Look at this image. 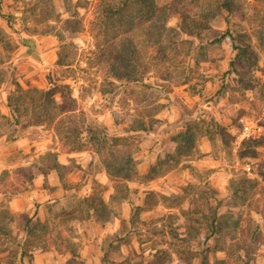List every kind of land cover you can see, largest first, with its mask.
<instances>
[{
  "label": "rangeland",
  "instance_id": "1",
  "mask_svg": "<svg viewBox=\"0 0 264 264\" xmlns=\"http://www.w3.org/2000/svg\"><path fill=\"white\" fill-rule=\"evenodd\" d=\"M236 1L233 19L250 36L258 55L257 69H248L236 61L237 73H227V62L233 55L228 41L207 45L185 34L176 37L170 34L169 60L159 68L151 67L141 81L126 83L112 79L108 69L99 67L92 54L93 40L88 33V23L95 0H0V137L7 143L26 137L24 147L0 157V171L13 168L15 162L22 166L33 165L48 149L61 151L51 125H35L24 133L20 129L22 123L14 122L6 106L13 80L25 87L51 88L56 91L58 100L62 92L65 102L77 110L84 128L103 126L109 135L127 136L137 169L147 168L149 162H155L164 151H172L173 132L189 120L197 119L216 131L212 142L199 137L190 159L165 175L143 184L129 182L125 199L111 200L108 195L113 183L109 181L104 185L109 216L106 221L99 219L102 213L85 211L82 204V198L92 191L91 173L102 169L97 153L87 157V167H81L75 159L69 161L71 169L65 172V187L54 170L47 172L52 174L43 183L44 188L50 182L59 185L48 192L53 202L47 205L44 222L48 229H62L75 237L87 264L149 261L154 248L163 247L164 241L170 240L169 228L178 232L184 230L186 223L181 210L191 208L187 199L178 206L168 208L159 204L150 211L136 212L149 190L175 196L182 194V186H194L213 205L217 203L219 216L240 224L247 215L246 202L234 193V184L241 172L259 180L257 194L261 189L264 192V43L255 37L258 19L264 17V0ZM180 21V14L176 13L170 17L169 27L178 29ZM224 26L222 22L219 28ZM63 42L75 45L70 49L76 52L72 69L56 64V53ZM243 82H248L252 88L246 89ZM129 116L148 120L152 123L151 130L128 131ZM116 119H120V123L116 124ZM243 122L248 123L252 131L249 137L241 139ZM222 127L229 133V152L218 132ZM35 174L41 172L35 169ZM35 186L32 185L31 192L37 191ZM1 200L7 205L9 197L0 195ZM33 200L37 208L36 197L33 196ZM24 215L11 216L10 238L0 235V264H7L9 250L16 248L15 242L22 238L27 220ZM250 216L263 237L250 264H264V217L254 211H250ZM90 218L94 219V224ZM191 222L197 224L195 220ZM206 234V229L201 227L194 244L198 252L202 243H206ZM207 242L211 248L212 242ZM33 252L42 250L32 251L26 260L44 264L45 255L35 259L31 257ZM206 255L210 261L223 256L221 252L213 254L211 251ZM168 264H180L175 254ZM192 264H201L200 256Z\"/></svg>",
  "mask_w": 264,
  "mask_h": 264
},
{
  "label": "trees",
  "instance_id": "2",
  "mask_svg": "<svg viewBox=\"0 0 264 264\" xmlns=\"http://www.w3.org/2000/svg\"><path fill=\"white\" fill-rule=\"evenodd\" d=\"M237 7L236 0H95L92 17L88 23V33L92 38L93 55L99 67L108 69V75L117 81L134 83L141 81L151 67H161L169 60V35L185 34L207 45L228 41L233 55L227 62V73H237L235 62L240 61L248 69H257L258 55L254 50L247 30L233 19ZM180 14L178 29L169 27V19ZM224 23L221 29L220 23ZM255 37L264 43V17L258 19ZM75 28V26H72ZM220 29V30H219ZM71 42H63L56 53V64L72 69L76 52ZM161 73H164L161 71ZM71 79V78H69ZM13 90L7 96L6 106L20 129L31 125L49 124L54 130L62 152L94 151L100 157L107 178L113 183L111 200L127 197L128 183L135 181L146 183L165 175L179 163L190 159L196 150L199 137L214 141L216 131L204 122L192 119L179 126L171 136L174 144L172 151H164L154 164L149 165L145 173H139L133 154L129 150V138L123 135H109L103 126H83L77 110L64 100L55 90L36 86H23L13 80ZM246 89L252 88L243 82ZM65 87L69 88V84ZM69 90V89H68ZM141 114L144 111L138 110ZM115 123H120L116 119ZM128 131L147 132L152 123L144 118L127 119ZM85 132V134H83ZM221 141L230 151L229 133L219 128ZM35 169L45 174L54 170L63 186L66 185L65 172L71 167L57 161L56 152L50 149L39 156V161L30 166H16L0 171V195L10 197L23 192L32 181ZM91 194L82 198L84 210L102 213L99 219L106 221L109 216L107 205L102 197L104 188L93 181ZM259 180L242 171L234 184V193L246 202L247 215L244 222L234 220L230 223L226 216H219L218 205H214L202 196L194 186L181 187L182 194L169 196L157 194L154 190L145 193L143 205L136 212L149 211L159 204L178 206L185 199L191 208L181 210L185 218L182 232L169 228L170 240L155 251L149 261L126 262V264H168L175 254L180 264H192L200 256L201 264H250L254 252L262 240V232L250 216V211L264 217V192L257 194ZM99 214V215H100ZM89 215V214H87ZM91 215V214H90ZM89 215V216H90ZM197 215V218H193ZM91 217V216H90ZM92 220H94L92 218ZM197 224H192L191 221ZM11 214L3 200L0 201V235L10 238L8 230ZM205 228L206 243L198 252L194 246L195 238ZM212 242L209 248L208 242ZM6 256L7 264H24L22 258L36 249L47 251L54 249L58 254L66 255V264H85L76 241L62 229H48L45 222L28 218L24 224L20 241L15 242ZM221 252L222 257L207 258L206 252ZM103 264H106L104 261Z\"/></svg>",
  "mask_w": 264,
  "mask_h": 264
},
{
  "label": "crops",
  "instance_id": "3",
  "mask_svg": "<svg viewBox=\"0 0 264 264\" xmlns=\"http://www.w3.org/2000/svg\"><path fill=\"white\" fill-rule=\"evenodd\" d=\"M34 126L35 125H31V126L24 128V129H22L23 130L22 132L26 133L27 131H30L31 129H33ZM22 138L16 139V140L12 141L11 143H9V142L7 143V141H4L3 138L0 137V157L3 155H6V154L12 153L13 149L24 147L26 144V141H25L26 137H24L23 139ZM52 151L56 152V158H57V161L59 163L64 164V165H68L69 161H72L73 159H75L76 163H78L81 167H87L88 166L89 160L87 157L91 156L94 153V151H89V150L66 153V152L60 151L58 148L53 149ZM154 163H155L154 160H151L149 162L147 168L143 167V169H138V172L141 174L145 173L146 170L148 169L149 165L154 164ZM0 165H1V163H0ZM16 166H22V164H19V162H15V164H13V168ZM7 169H12V168H7ZM51 174H52V172L45 173V174L41 173V174H37V175L34 174V178L31 181L33 183L29 182L27 184V188L23 192L9 197V200L7 201V208H8L9 213L11 214V216L14 214H25L24 216H25V218L27 217V219L32 218L35 220V219H38L37 217H39L38 220L43 221V222L45 221V213H46L45 210L47 209V205H51L50 203L53 202V200L51 199L53 196L51 194L48 195V192H50L52 190V187H54V185H59L58 182H55L54 184L52 182H50L49 184H46V187L44 188L43 183L48 180V177ZM91 178H93L94 181L99 183L104 188V191H105L104 185H107L110 181L107 178V175H106L103 168L101 170L97 171L96 173H91ZM58 181H59V179H58ZM133 182H135V181H133ZM33 184L36 185L35 187L37 189V191L35 193H34V191H32V192L30 191V188L32 187ZM141 184H143V183H141ZM63 187H65V186H63ZM91 187H92V185H91ZM91 190H92V188H91ZM106 192H108V190H106ZM112 192H113V188L111 189V191L109 193L111 194ZM110 194L108 196H110ZM33 196L36 197L35 201L38 204L37 208L34 205ZM86 196H88V194ZM102 197L106 203L107 200H105L106 198H104L105 196H103V194H102ZM49 207H51V206H49ZM33 215L37 216V217H32ZM90 221L93 224L95 223L91 218H90ZM73 239L76 241L75 237H73ZM79 252H80V250H79ZM80 254H81V252H80ZM43 255H45L44 256L45 257V263L44 264H66L67 256L58 254L57 252H53V251H49V252L48 251H44V252L42 251L39 253L33 252L31 257H34L36 259L38 256L43 257ZM28 256L29 255L24 256L22 258V262L24 264H33L32 262L26 260V258H28ZM81 256H82V254H81ZM84 261H85V264H87V261L85 259H84Z\"/></svg>",
  "mask_w": 264,
  "mask_h": 264
},
{
  "label": "built area",
  "instance_id": "4",
  "mask_svg": "<svg viewBox=\"0 0 264 264\" xmlns=\"http://www.w3.org/2000/svg\"><path fill=\"white\" fill-rule=\"evenodd\" d=\"M251 131H252L251 126L248 123L243 122L239 136L241 137V139L247 138L250 136Z\"/></svg>",
  "mask_w": 264,
  "mask_h": 264
}]
</instances>
